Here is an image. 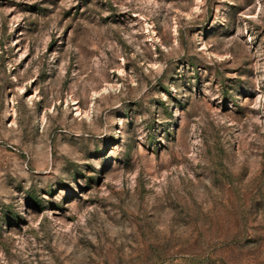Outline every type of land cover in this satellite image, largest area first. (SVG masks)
I'll use <instances>...</instances> for the list:
<instances>
[{"label": "rangeland", "instance_id": "374dc122", "mask_svg": "<svg viewBox=\"0 0 264 264\" xmlns=\"http://www.w3.org/2000/svg\"><path fill=\"white\" fill-rule=\"evenodd\" d=\"M0 264H264V0H0Z\"/></svg>", "mask_w": 264, "mask_h": 264}]
</instances>
